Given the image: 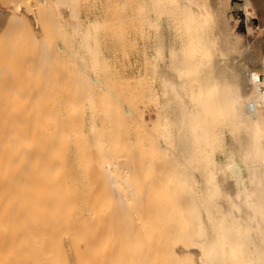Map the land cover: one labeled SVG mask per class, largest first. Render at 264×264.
<instances>
[{
  "label": "bare ground",
  "instance_id": "bare-ground-1",
  "mask_svg": "<svg viewBox=\"0 0 264 264\" xmlns=\"http://www.w3.org/2000/svg\"><path fill=\"white\" fill-rule=\"evenodd\" d=\"M0 5V264H264V36L231 0ZM114 18L145 26L143 73Z\"/></svg>",
  "mask_w": 264,
  "mask_h": 264
},
{
  "label": "rangeland",
  "instance_id": "rangeland-1",
  "mask_svg": "<svg viewBox=\"0 0 264 264\" xmlns=\"http://www.w3.org/2000/svg\"><path fill=\"white\" fill-rule=\"evenodd\" d=\"M97 1L101 6L103 5L102 7L107 3V0ZM242 2V0H231V23L235 26L237 33L244 39L253 42L257 41L264 36V22L260 16L248 19L242 8ZM3 9L8 8L4 6ZM117 21L116 18L112 22L110 21L112 24L109 23L105 26L106 29L103 32L107 53L124 77L143 73L146 69L145 45L148 40L144 35L145 26L138 18L133 20L126 19L121 26L118 25ZM110 24L112 25L111 28H109ZM118 33L126 37L125 40H121L118 37Z\"/></svg>",
  "mask_w": 264,
  "mask_h": 264
}]
</instances>
